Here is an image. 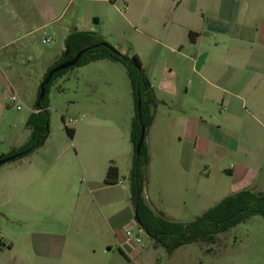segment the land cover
Segmentation results:
<instances>
[{
	"label": "crops",
	"instance_id": "0c3cea01",
	"mask_svg": "<svg viewBox=\"0 0 264 264\" xmlns=\"http://www.w3.org/2000/svg\"><path fill=\"white\" fill-rule=\"evenodd\" d=\"M73 29L99 33L121 53L139 57L156 99L146 133L149 168L157 157L153 150L173 159L167 141H182L174 153L181 162L188 145L187 159L198 143L201 154L216 143L238 164L236 171L235 166L226 169L235 175L232 194L259 192L255 180L256 164L264 155V142H259L264 141V0H0V119L11 108L8 99L13 96L19 103L25 83L35 80L28 67L36 58L33 38L43 34L59 43L42 79L62 55ZM34 92L35 87L30 97ZM126 111H117L118 123L93 119L128 128L131 116ZM25 128L8 152L0 149V156L26 142L30 130ZM122 145L110 144L97 156L75 151L7 163L0 173L7 176L4 192L21 201L26 191L27 207L39 211L47 206V216L44 229H30L15 241L0 238V256L10 254L5 264H128L141 254L137 245L125 242L124 226L118 236L114 225L125 210L124 201H130L129 192L125 196L122 180L104 183L110 165L119 176L131 159L132 143Z\"/></svg>",
	"mask_w": 264,
	"mask_h": 264
},
{
	"label": "rangeland",
	"instance_id": "374dc122",
	"mask_svg": "<svg viewBox=\"0 0 264 264\" xmlns=\"http://www.w3.org/2000/svg\"><path fill=\"white\" fill-rule=\"evenodd\" d=\"M42 38L43 34H37L33 38V53L36 58L28 65L34 72V82L25 83L24 97L18 103L20 109L6 107L0 119V149L5 152H8L10 144H16L25 131L31 110L35 108L36 90L42 83L41 72L45 69L46 61L58 52L59 43L55 39L48 44H42ZM149 64L150 61L147 65ZM106 74L110 76L108 80L100 77ZM34 87V96L30 97ZM46 101V139L39 150L30 154L32 159L43 154L58 156L74 154L75 151L87 157L97 156L104 153L110 144L119 145L121 148L123 142L131 143V123L128 128H112L107 123L93 119L106 122L112 118L118 123L120 116L117 111L123 109L130 113L131 121L134 118L131 85L125 67L119 62L102 60L87 68L69 69L47 87ZM67 129L73 130L72 137ZM144 142L146 146V134ZM259 142L261 144L264 141ZM198 144V149L189 159L187 156L190 155L191 146L188 145V153L184 151L181 162L180 156L174 153L176 146L178 151L180 150L182 141H167V148L173 159L166 160L153 150L157 157L152 161L150 168L146 167V202L154 213L161 214L169 221L188 224L235 190V175L230 176L226 171L234 166V171L238 169L231 153L215 143L209 145L205 154H201L197 151L202 148L200 143ZM186 149L187 147H184V150ZM131 163L132 155L129 161L126 159L122 169L125 171H120L118 177L119 181H123L121 187L125 196L129 192L126 171ZM8 165L0 166V173L7 169ZM256 166L259 169L255 180L256 190L264 192V155ZM5 173L4 171L0 174V238L15 241L16 236L26 235L30 229L45 228L42 220L47 216V206L36 211L27 207L26 191L21 196V201L13 199L9 192H4V180L7 178ZM87 178L89 180L88 175ZM124 203L125 210L114 220L118 236L122 232L118 229L122 226L136 223L131 202L125 200ZM132 233L138 234L136 224ZM139 236L141 243L136 244V247L141 254L131 258L128 264H264V218L258 215L218 234L214 243L198 240L182 245L170 254L164 246L155 244L145 232L139 233ZM9 255L0 256V264L10 261Z\"/></svg>",
	"mask_w": 264,
	"mask_h": 264
},
{
	"label": "trees",
	"instance_id": "16d2710c",
	"mask_svg": "<svg viewBox=\"0 0 264 264\" xmlns=\"http://www.w3.org/2000/svg\"><path fill=\"white\" fill-rule=\"evenodd\" d=\"M191 35L192 33H190V37ZM83 49L88 50L71 68L81 67L99 60H110L121 63L126 69L134 101V118L131 121L130 130L133 154L128 174L130 202L133 206L135 222L155 244L164 246L170 254L176 248L198 240L214 243L218 234L228 231L253 216L258 215L264 218V192H255L249 189L223 198L188 224L169 221L161 214L154 213L147 204L144 193L145 171L149 164L144 140L139 154H135L141 127H144L146 134V129L153 121V109L156 106L155 96L139 57L136 54L128 56L121 53L99 33L73 29L64 40L62 55L47 69L42 81L52 68L71 60ZM69 69L56 72L50 78L45 85V95L40 100L39 106H37L40 92L38 89L35 103L37 112L32 113L26 122V127L30 130L26 142L19 148L1 156L2 158L12 157L10 162L16 161L30 155L44 144L48 122L46 90L56 78L65 74ZM138 102H140V115L137 110ZM67 132L72 137L73 130L67 129ZM118 177V169L110 165L106 171L104 183L107 185L116 184Z\"/></svg>",
	"mask_w": 264,
	"mask_h": 264
},
{
	"label": "water",
	"instance_id": "95a60500",
	"mask_svg": "<svg viewBox=\"0 0 264 264\" xmlns=\"http://www.w3.org/2000/svg\"><path fill=\"white\" fill-rule=\"evenodd\" d=\"M88 49H83L81 51H79L71 60L69 61H66L64 63H61L57 66H55L54 68H52L48 73H47V76L45 77V79L42 81V83L40 84V87H39V97H38V102H37V106H39V102L40 100L44 97L45 95V85L49 82L50 78L56 73V72H59V71H63V70H66V69H69L73 66H75L79 59L81 58V56L87 51ZM137 110H138V113L140 115V102H138V105H137ZM47 131V129H46ZM144 134H145V130H144V127H141V132H140V137H139V140L137 142V145L135 147V154L138 155L139 152H140V148L142 146V143H143V140H144ZM13 158L12 157H7V158H2L0 156V166L4 165V164H7L9 163Z\"/></svg>",
	"mask_w": 264,
	"mask_h": 264
},
{
	"label": "built area",
	"instance_id": "2783aa9c",
	"mask_svg": "<svg viewBox=\"0 0 264 264\" xmlns=\"http://www.w3.org/2000/svg\"><path fill=\"white\" fill-rule=\"evenodd\" d=\"M50 42V38H44L42 40V43L43 44H48ZM16 99L11 96L9 99H8V104L11 106V107H14L16 110H19L20 109V106L18 105V103L16 104ZM70 123H73V122H70ZM137 225V223H135ZM133 223H128L127 225H125L123 227V235H124V239H125V242L130 244V245H136V244H139L141 243V238L139 236V233H144V231L142 229L139 228V226L137 225L138 227V234L137 235H133L132 233V229H133V226L135 225Z\"/></svg>",
	"mask_w": 264,
	"mask_h": 264
}]
</instances>
